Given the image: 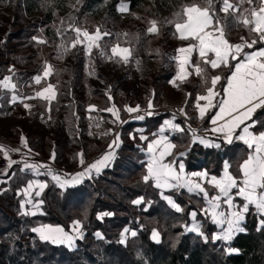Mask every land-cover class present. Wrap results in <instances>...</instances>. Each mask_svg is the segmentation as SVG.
<instances>
[{"label":"trees","instance_id":"16d2710c","mask_svg":"<svg viewBox=\"0 0 264 264\" xmlns=\"http://www.w3.org/2000/svg\"><path fill=\"white\" fill-rule=\"evenodd\" d=\"M104 1L0 0L1 3L7 2L13 11L4 34L6 42L0 45L2 75L9 74V68L13 66L21 79L19 81L17 78L18 82L30 81L39 73L31 64L40 58L49 59L54 55L50 45L60 44L64 40V45L70 46L75 40L74 29L86 27L94 9ZM149 1L126 0L130 12L141 9ZM159 1L169 6L178 0ZM119 3V0H113L105 8L100 20L102 24L108 26L122 17L117 9ZM195 3L198 4V0ZM220 7L217 3L215 10L222 23L227 15V39L239 40L241 34L237 33V29L243 27V24H238L231 14L219 11ZM258 7L259 5L255 6ZM72 9L73 12L69 13ZM35 15L38 17H33ZM150 17L148 13L138 16L139 21L146 26L150 24ZM176 20L177 17L172 14L163 19L158 18L156 34L145 35L130 31L127 37L117 38L112 35L105 41L112 40L130 47L132 59H139L143 69L150 58H158L160 67L165 56L157 44L164 33H168L173 40L176 39L175 24L169 23ZM39 39L43 42H38ZM103 47L109 48L108 45ZM78 49L76 47L71 54L72 77L59 88L56 101L51 104V115L67 112L75 119V114L85 109L80 102L81 96L101 111L109 109L113 104L117 105L121 110V119L125 121L118 127L122 144L110 169L80 185L64 191L44 178L48 185L41 196L43 214L37 216L22 212L19 195V191L34 177L23 171L20 163L14 164L6 176L8 182L2 184L5 190L0 193V264H264V227L260 224L264 217H258L255 209H249L244 232L229 243L215 241L212 237L216 227L201 214L204 206L202 198L184 191L167 193L180 206L181 210L177 211L162 199L152 182L144 181L146 168L141 151L154 138L153 133L163 121L173 114L164 111L147 116L140 122L127 120L125 105L135 106L140 99L118 96L116 92L108 90V87H84L77 92L75 66L80 61ZM3 59L6 61H2ZM164 77L167 78V75ZM159 79L156 77L154 81ZM156 91L158 94V89ZM110 93L113 102L109 99ZM37 106L44 112L47 103L38 101ZM12 109L6 100L0 107V114ZM213 113L214 110L207 115L205 123H208ZM187 114L192 121L193 113L187 110ZM254 119L257 121L255 132L263 131L264 107L255 114ZM178 122L185 123L180 118ZM22 126L31 148H39L45 142H54L56 149L60 148V142L47 136L44 131L28 127L26 123H22ZM138 128L144 129L143 134L148 137L145 142L141 140ZM172 141L176 146V153L188 150L185 158L188 171L206 169L210 174L218 176L227 161L231 173L239 178L240 166L250 155V149L240 143L222 144L219 148L212 149L191 146V136L186 129L174 136ZM77 142L81 146L86 140L82 136ZM139 199L143 200L142 204L134 203ZM191 211L198 212L203 236L186 232L190 225ZM100 215L103 217L100 218ZM75 222L81 223L83 237L77 241L74 249L45 242L34 232L36 227L42 225L61 226L70 232ZM126 228L136 231L137 235L128 238L124 244L121 236ZM153 230L160 232V243L152 241ZM97 233L102 237L98 238Z\"/></svg>","mask_w":264,"mask_h":264},{"label":"snow or ice","instance_id":"6c2138e0","mask_svg":"<svg viewBox=\"0 0 264 264\" xmlns=\"http://www.w3.org/2000/svg\"><path fill=\"white\" fill-rule=\"evenodd\" d=\"M217 0H204V6L198 5L196 3L185 4L181 7V11L174 13L177 17L176 21H169V23H174L177 32L180 33V39H189L198 41V45L190 44L187 48H180L178 51L180 53L190 54L194 48L198 47L199 54L202 58L206 57L208 52L215 54L214 59H203L204 64H210L211 68L216 69L218 67L224 66L229 68L230 75L226 77V87H223L222 92L224 98H221L218 102L213 103L215 97L220 96L219 92L214 91L216 84L221 80L220 75L212 76L210 78V87L206 89V95H200L197 97L196 107L199 111L200 118L203 119L205 112L210 108H218L219 111L213 115L211 118V123L217 125L218 121H224L219 124L218 127L211 129L213 132H221L224 135V139L227 143H232L233 133L236 128L244 123L245 120L251 119L253 112L257 108L264 106V48L256 50L251 53H244L243 59L239 60L234 66L229 67V57L232 60H237L240 56L242 50L247 48H252L258 42L264 43V0H260L259 8L243 9L241 10L239 5L233 4L230 0H218L221 7L219 11L225 14H231L232 18L238 23L243 24L249 31V34H255L254 38L249 42L246 38L241 37L242 43L231 44L225 38V28L227 27V15L224 22L222 23L221 18L217 15L215 10V3ZM241 3L245 0H240ZM248 4H253L254 0H246ZM121 11L126 10V6H121ZM231 10V13H230ZM239 12V15L236 13ZM244 13H247L245 15ZM186 17V19H185ZM215 21V23H214ZM151 27H149L148 32L155 33L158 32L156 21H151ZM211 29V30H210ZM77 33V39L73 43L75 47L76 43L80 42V35L87 38L90 43L88 45L89 51L92 46L99 47L96 43L102 38L100 29L97 28L96 34L89 35L87 31L81 32L79 28L75 29ZM214 33L218 35L214 36ZM103 35H109L105 32ZM127 35V34H125ZM43 42V41H41ZM67 51V49H65ZM113 56L120 55L121 60L124 63L129 61V57L132 55L128 48H119V45L112 47L111 49ZM112 59V57H108ZM179 59V58H177ZM189 63L188 57H184L180 60V73L178 78L183 81L190 74L185 70V65ZM234 68V70H233ZM51 66H47L45 71V76L50 73ZM194 71L196 75L205 76V69L199 64L194 66ZM40 77H36V82L39 83ZM208 80L205 77V83ZM175 86V81H173ZM5 88L14 87L11 84L10 78L5 77L4 81L0 82ZM51 93L50 96L44 97V93ZM38 96L44 97L49 101L55 98V93L53 91V86L49 85L43 90V92L37 93ZM109 99L111 97L109 96ZM205 100L207 103L203 106L200 105L199 101ZM25 107H28L25 105ZM151 107V104L149 105ZM95 106H90V111L93 110ZM125 110L129 113L138 112L139 106L135 108L126 107ZM106 111L112 112L119 120V110L115 109L113 105L112 108L106 109ZM149 115L151 113H148ZM136 119H143V116H137ZM257 121H252L251 124L246 125L242 129V134L238 135L236 139L242 140L250 149H253L252 153L248 156V159L243 162L240 166L242 172V179L238 182L227 171L229 165L225 163V172L221 179L212 177L209 181L216 188H218L220 195L208 199V193L200 186V184H192V181L186 180L185 185H191L189 191L194 189H199L200 192L204 193L205 198L209 206L212 209V220L217 225H227L226 228L221 229V234L215 235L212 238L224 241H230L236 232L243 231L240 227V221L244 219V213L249 211V206L255 207L257 213L264 215V132L254 134L249 131ZM165 124H171L170 121H165ZM191 130V129H190ZM163 131V129H161ZM193 131V138L195 140L199 139L200 143L205 144V146H215L220 147L219 144L212 145L208 140L203 137H196L195 130ZM23 139V138H22ZM117 140L113 141L116 144ZM143 139V137H142ZM166 139V138H162ZM162 141H157L156 144L159 145ZM26 143V142H25ZM118 146V145H117ZM111 147V145H110ZM175 145L165 144L162 151H160L159 158L153 156L148 164L147 175L143 177L144 181L147 182L149 179H154L157 187H167L174 186L169 183V181H176V186L180 185V182L184 180L183 176L178 174L171 164L163 163V158L165 155H169L170 149L174 148ZM4 150V146L0 145V151ZM12 151H18V149H13ZM148 151L154 152V146L149 145ZM4 155L7 158V151H4ZM184 155V153H181ZM82 156V154H81ZM54 158V154H53ZM114 158V153L109 151L104 154L95 163L88 166V168L81 173H76L71 180H65L61 183V187L66 184L79 183L80 180L89 175L92 170H95L97 174L101 171L103 167L109 165L110 161ZM12 161H9V166H11ZM83 163V159H81ZM25 167H32L30 165H25ZM183 164L179 165L180 173H183ZM193 175L206 176V173H194ZM53 179L60 182L59 176H53ZM40 189H43L45 185L38 184ZM33 187V183L28 184V188L25 190L29 191ZM238 189L236 195L243 198L245 201L243 205L238 209L231 211L230 213H225L224 211L217 212L216 209L220 208L221 196L225 198L224 202L227 203L230 208L236 209L237 206L233 203V196L231 195L232 189ZM40 193L37 192L36 195ZM140 201H134V203H139ZM169 203L173 207L180 211V208L174 204L173 201L169 199ZM195 217V213L192 214ZM79 222H76L78 225ZM261 226L264 227V219L261 220ZM199 225H194L193 228L188 229L189 231L199 232ZM34 231L40 232V238L42 240H51L53 243H63L65 240L71 241L72 237L68 236L61 228H52L46 226L40 229H34ZM99 236V233H97ZM201 236L204 234L201 232ZM158 233H153V238L156 239ZM207 239V237H205ZM123 242V241H121ZM231 251H236V249H231Z\"/></svg>","mask_w":264,"mask_h":264},{"label":"crops","instance_id":"0c3cea01","mask_svg":"<svg viewBox=\"0 0 264 264\" xmlns=\"http://www.w3.org/2000/svg\"><path fill=\"white\" fill-rule=\"evenodd\" d=\"M259 7H260V4H259ZM128 10H129V4H128V6H126L125 11H128ZM230 12H231V10H230ZM214 23H215V21H214ZM245 28L246 27H244V26L238 28L237 33L241 34V37H244L249 42H251V40L254 38L255 34L250 35L249 31L246 30ZM175 31H176V39L174 40L175 41L174 49L176 50L175 51L176 56L173 57L172 59H170V61H168V62H167L166 58H164L161 62L162 64L160 67L158 66V62H157V70L155 72L154 78L158 77L160 79L155 82L154 78H153V80H152V92H151L150 97L147 99L146 98H143V99L139 98L140 100H139V103L137 104L139 106V108L142 109V110H140V113L138 112L137 114H141L143 112V110H145L146 113L141 114V116H143V119H136V118L134 120L131 119L132 121H139L140 122V121H143L147 116H152L154 114H158V113L164 112V111H168V112H171L173 114L172 117L167 118L163 121V124L159 127V129L155 133H153L154 138L152 140H150L149 142H147L146 147L141 151L142 154L144 155L143 162L145 163L146 175H147L148 164L151 161V159L153 158V156H155L156 158H159L160 151L163 150L165 144L175 145L172 141L173 137L184 132L185 129L188 130V132L191 136V146L192 145H199L205 149L217 148L215 146H205V144L200 143L199 139L195 140V142H194L193 131H191V130H195V136L196 137H203L206 140H208L212 145L219 144L221 146L222 144L231 145L233 143H240V144L247 146L242 140L236 139V137L238 135L242 134V129L246 125L251 124L252 121H255V119H254L255 114L264 107V106H262L260 108H257L255 110V112H253L251 119L245 120L243 124H241L238 128H236L234 130L232 143H227L225 141L223 133L211 131L212 128L218 127L219 124H222L224 121H218L217 125H213L211 123V118L213 117V115H215L216 112L219 111L218 108L208 109L205 112L203 119H201L199 111L196 107L197 97L200 95H206L207 94L206 89H207V87L211 86L210 85V78L212 76L220 75L221 80L216 84L215 89H214V91L220 93V96L215 97L213 103H216L221 98H224L222 89H223V87H226V77L229 76L231 73L229 71V68H226L224 66L213 69V68H211L210 64H204L203 63V59H205V58L206 59H214L215 58V54L212 52H208L206 54L205 58H202L200 56L198 47L194 48L190 54L180 53L178 51L180 48H187L190 44L198 45L199 42L192 40L191 38L186 39V40L180 39L179 38L180 33L177 32L176 28H175ZM216 35H218V33H214V36H216ZM241 37L239 38V40H235V38L228 40L226 37V34H225V38L231 44L242 43ZM261 48H264V43H262V42H258L252 48L245 47L242 50V52H241V54L237 60H232L231 57H229V67L234 66L239 60H242L244 53H251V52H254V51L259 50ZM184 57H188L189 63L185 65V70L190 74L187 76L186 79L181 81L178 78V74L180 73V60L183 59ZM177 58H179V59H177ZM157 60H158V58H157ZM231 62H233L232 65H231ZM197 64H199L202 68L205 69V76H199V75L195 74L194 66ZM170 67L173 68V72H170V73L166 72L165 70L170 68ZM233 70H234V68H233ZM9 71H10L9 74H11L10 82L12 85H14V87L5 88L2 85H0V89H1L0 90V107L2 106V104L4 103L5 100H8L9 106L13 107L12 110L5 111V112L0 114V145L4 146V150L0 151V154H2L3 157L6 159V165L0 166V175L4 179H6V176L8 175L10 168L16 163H20L22 165L23 171L29 172L33 175L34 178L31 181H29V183L30 182L33 183V187L29 191L26 192L25 190L28 188V184H29L28 183L27 186H25L19 192V195L21 196V194H23L25 197H27V196H31L32 194L37 193V192L40 193L39 195H37L39 198L37 204L32 206L31 210H27V212H25L23 206L21 205V210L23 211L24 214L30 215V216H37V215L43 214V210H42L43 202L41 201V196H42V193L44 192V190L46 189V187L48 185L47 181L44 178L49 179L58 188H60L64 191L67 190L68 188H72L74 186L80 185L84 181L90 180L94 176L101 174L103 171L110 169L112 167L114 161H115L117 150L119 149V147L121 145L119 147H117V149H115L114 151H111L114 153V158L110 161L108 166L103 167L101 169L99 174H97L95 172V170H92V172L89 175L84 176L80 180L79 183L66 184L63 187H61V183L63 181L71 180V178L76 173L84 172L88 168L89 165L95 163L98 159H100L107 152L104 149H102V146L98 147L97 145H95V146H91V147L87 148L86 153H84L81 156V152L78 151V149H77L78 146L73 149V148H71L72 147L71 144L67 143V142L66 143H59V147H60L59 149H56L54 142H52V144L50 142H45L43 145L39 146V148H31V146L29 145L28 139H27L26 132L23 130L22 123H26L27 126L30 127L28 120L34 122V121H37L41 116L53 117V115H51V104L54 101H56L57 94H58L59 90L56 89L55 98L51 99L50 101L48 99H40V98H36L34 100H31L30 103L28 104L31 107H30V110L27 112L22 108V106L26 105V103H23V101H26V99L22 98L23 93L21 92V90L23 88L20 87L21 82H18L17 77H14V74H12V71H13V73H15L16 70H14V67L11 66L9 68ZM9 74H6V75H9ZM148 75H150V73L148 70L147 63H146V68L144 69V76H148ZM164 75H167V78L164 77ZM36 76L44 78V74H42L41 71H39V73L36 74L35 76H33V78L30 81L24 82L23 86L29 85V84H31V85L37 84ZM205 77L208 80L207 83H205ZM1 78H3V77H0V79ZM173 81H175V86L173 84ZM157 89H158V94L156 91ZM110 91H113V90H110ZM113 92H115V91H113ZM117 94H118V96L124 97V95H121L119 93H117ZM109 96H111V101L113 102V97H112L111 93L109 94ZM169 96H170V98L176 97L177 99L179 97V100L175 101V106L172 103L170 104V102L168 103V101L170 99V98H168ZM38 101H45L47 103V107H46L44 112H42L40 107L37 106ZM163 102L168 103V105H166L167 107H163V108L156 107V106H158L159 103H163ZM199 103L201 106H203L207 103V101L200 100ZM150 104H151V107H149ZM113 105L110 108H112ZM137 105H135V106L125 105L124 110L126 107L135 108ZM94 106L97 108L96 105H94ZM114 106L121 113V110L119 109V107L117 105H114ZM178 108H181V112L186 115L187 119L183 118L182 115L176 116L173 113V111H174L173 109H178ZM97 110H98V108H97ZM187 110L193 113V120H192L193 122L191 121L189 115L187 114ZM212 110H214L213 115L210 117L208 123H205V119H206L207 115ZM13 112H16L18 115H20V118L16 121V124H14V122H12L11 118L9 117L10 116L9 114L13 113ZM98 112H102L104 116H109V114L106 113V110H102V111L98 110ZM104 113H106V114H104ZM148 113H151V114L149 115ZM127 114H128V112H127ZM33 116H35V117L33 118ZM120 117H121V114H120ZM178 118L183 119L185 121V123H184L185 125L178 122ZM128 120H130V119H128ZM165 121H170L171 124H165ZM256 126H257V123L253 127H251L249 129V131L254 133V134L260 133V132H255ZM10 128L15 129L14 136L9 132ZM140 129H142V132H139ZM161 129H163V131H161ZM137 131L140 133L141 140L143 142H145L148 137H147V135L143 134L144 129L138 128ZM261 132H264V130ZM142 137H143V139H142ZM162 138H166V139H162ZM18 139H19L18 143H14ZM157 141H162V142L159 145H157L156 144ZM108 142H109L108 137L103 138V144L105 146L108 144ZM50 144H51V146H50ZM85 144H88V142L86 141ZM121 144H122V142H121ZM150 144H152L154 146V152H151V153L148 151ZM13 149H18V151H12ZM175 149H176V146L174 148L170 149L171 154L165 155V157L163 158V163L171 164L174 167L175 171L178 174L183 176L184 180H182L180 182V185L176 186V181L170 180L169 183L171 185H174V186L157 187L154 179H149L148 181L153 183L154 187L160 192V196L162 197V199L174 210H177V209L175 207H173L172 204L169 203V199L171 201H173L174 204L177 205L179 208H180V206L176 203L175 199L172 196L167 195V193H170L172 191H184L190 195H195L199 198H202L204 201V206L201 209V214L204 215L205 217H207L209 219V221L211 222V224H213L216 227V231L214 232L213 236L221 234V229L226 228L227 225L226 224L225 225H217L216 223L213 222L212 216H211L212 209L209 206L207 199L204 196V193L200 192L199 189H194L193 191H189V187L191 185H185V181L190 180V181H192V184H196V183L200 184V186L205 190V192L208 193V199H211L212 197L220 195V193H219L218 188H216L209 181L211 180L212 177H216L218 180L223 177L224 172H225V163H227L229 165V167L227 169L229 174H231L234 178H236L238 182L242 179L241 169H240V177L239 178L235 177L231 173L230 164L227 161L224 162L223 168H222V170L218 176L210 174L206 169L196 170V171H188L187 165L185 162V158L187 156L188 150L180 152V153H176ZM4 151H7V158L4 155ZM252 151H253V149H250V154L252 153ZM181 153H184V155H181ZM53 154H54V158H53ZM69 159L78 165L76 166L75 171H73L74 173H72V172L64 173V174L68 175L67 177H65L62 173H60L59 171H57L55 168L52 167V165L54 163H56V164L57 163H59V164L67 163ZM81 159H83V163H81ZM9 161L13 162V163H11V166H9ZM181 163L184 166L183 173H180V169H179V165ZM26 164L30 165L32 167L26 168L25 167ZM194 173H206L207 175L206 176H198V175H193ZM53 176H59L60 182L53 179ZM38 184H43V185H45V187L43 189H40L37 186ZM237 191H238V189L234 188V189H232V193H231V195L233 196V203L237 206L236 209L230 208V206L224 202L225 198L223 196H221L220 201H218L220 203V208L216 209V211L217 212L224 211L225 213H230L231 211L238 210L243 205V203L245 201L243 200L242 197L236 195ZM138 201H140V202L137 205H140L143 202L142 199H139ZM250 208L255 209V207L252 205L249 206V209ZM180 210H181V208H180ZM248 212L244 213V219L242 221H240V227L243 229V231L236 232L235 235L233 236V238L235 236H237L239 233L245 231L244 225L246 223ZM193 213H195V217H193V215H192ZM256 214L258 215V217H261V218L264 217V215L257 213V211H256ZM194 225L200 226L199 232L188 230V229L193 228ZM46 226H50L52 228H61L64 230V232L68 236L74 237V239H71V241L65 240V242H63L61 244H66V243H69V244L74 243L75 244L80 237V236L76 237V235H72L70 232H67L61 226L42 225V226H38L37 229H40V228H43ZM72 227H75V229L78 231V233L82 232L81 223H78V225H77L75 222L72 225ZM201 227H202L201 222L198 221V212L197 211H191V213H190V225L186 228V232L200 234L201 233ZM154 232L158 233V237L156 239L153 238ZM132 235L135 236L136 233L134 232ZM82 237H83V235H82ZM98 238H101V237L98 236ZM233 238L230 241H224V240H218V239H214V240L215 241H221L223 243H229L233 240ZM151 239L155 243H160L162 240V237H161L159 231L153 230L152 234H151ZM45 241H50L51 243H53L51 240H45ZM54 245H58V243H56V244L54 243ZM70 249H71V247H70Z\"/></svg>","mask_w":264,"mask_h":264},{"label":"rangeland","instance_id":"374dc122","mask_svg":"<svg viewBox=\"0 0 264 264\" xmlns=\"http://www.w3.org/2000/svg\"><path fill=\"white\" fill-rule=\"evenodd\" d=\"M113 0H105L104 3L101 5H98L89 20V23L84 28H79L81 32L87 31L89 35H95L97 28L100 29V33L102 38L96 41V43L99 44V47L92 46L91 50L89 51L88 45L92 43L87 38H85L83 35H80L79 39L80 42L75 44V47H73V43L77 39V33L74 29L75 33V40L71 43V50L70 51H63L62 49L65 47L64 40L61 41L60 44H57V47H53V45H50V50L54 53L49 59L47 58H40L36 62H33L31 64L34 69H37L38 71H41L42 74H44V78L40 79V82L35 85H25L23 86V81H21L20 87L23 88L21 92L23 93V99H26V101H23V103H26L28 107L22 106V108L25 111L30 110V103L31 100H34L36 98L45 99L44 97H48L51 95L49 92L44 93V97L38 96L37 93L43 92L45 88H47L49 85L53 86V91L56 94V89L59 90L62 83L70 79L72 77V66L73 64L70 63L71 60V54L72 52L77 48V54L79 55V58L81 63L79 65L75 66V72L76 77L78 80H82L85 87H93V88H105L108 87L109 90H113L121 95L129 96L134 99H143V98H149L152 92V80L154 78L155 72L157 70V58H150L147 61V66L150 75L144 76V69L140 62V60H133L132 55L129 57V61L127 63H124L120 55L113 56L112 54V47L119 45L112 40L105 41L106 38H109L112 35H115L118 37H127L128 33L130 31L134 32H141L145 35H152L155 33L148 32L149 27H151V23L146 26L145 24L141 23L139 21L138 16L142 13L149 14L150 22L156 21L157 28L159 26L158 24V18L163 19L164 16H169L174 13L180 12L181 7L185 4H192L195 3L197 0H178L176 3L171 4L169 6L163 5L159 0H150L147 2L141 9L130 12L128 11H121V6H128V3L126 0H119L120 3L117 6L119 14L122 16L118 19V21H115L111 23L108 26H105L101 23V17L104 13L105 8L112 2ZM231 3L239 5L240 9H251L257 5L260 4V0H254L253 4H248L245 0V2L241 3L240 0H230ZM219 3L218 0L215 3V5ZM220 4V3H219ZM76 5V3H75ZM198 5L204 6V0H198ZM73 9L69 11V13H72ZM13 11L10 5L7 2L1 3L0 2V45L6 42V38L4 36L8 23L10 21V18L12 17ZM247 15V13H244ZM33 17H38L37 15ZM32 17V18H33ZM64 18V16L62 17ZM31 19V18H30ZM61 21V20H60ZM59 21V23H60ZM109 33V35H103V33ZM127 34V35H125ZM61 37V36H60ZM42 40L39 39L38 42H41ZM103 45H108L109 48H104ZM157 46H160L161 50L164 53V56L168 61L175 57V41L168 35V33H164L163 37L159 40ZM119 48H128L130 51V47L128 46H122L119 45ZM30 52L33 53V50ZM76 54V53H75ZM108 57H112V59H108ZM2 61H6V59H3ZM51 66L50 73L45 76V71L47 66ZM14 74V77H19L17 74V71ZM9 75H2V72L0 71V77H3L0 79V82L4 81L5 77H10ZM38 77V76H36ZM20 81L21 79L18 78ZM1 90V89H0ZM112 91V92H113ZM111 97V96H110ZM170 98V96L168 97ZM173 98V99H172ZM174 100V101H173ZM179 100L176 97H171L168 101L170 104L172 103L175 106V101ZM6 102V100L4 101ZM80 102L84 106V110L81 112H78L75 114V119L72 116H69L67 112H60L56 116L49 117V116H41L37 121H30L28 120V123L30 124V127H35L37 130L44 131L47 135L49 134L52 136L54 140H61L60 143H70L71 148H76L78 151L81 152L83 155L86 153L87 148L91 146L97 145L98 147L102 146V149H104L106 152L108 151H114L121 145L120 135L118 132V127L121 125L124 120L120 117V111H119V120H117L116 116L112 114V112L106 111V113L109 114V116H104L102 112H98L97 108L95 107L93 110H89L90 105L89 100L86 98L83 100V102L80 99ZM168 103H159V108L167 107ZM115 109H117L115 107ZM142 110L141 108H139ZM140 110L138 111L140 113ZM173 113L176 116L182 115L183 118L187 119L186 115L181 112V108L173 109ZM138 112H128V119H135L137 116H141V114L146 113L145 110L141 114H137ZM83 113V114H82ZM104 113V114H106ZM12 122L16 124V121L20 118V115H18L16 112L9 114ZM22 119V118H21ZM34 129V128H33ZM9 132L14 136L15 129L10 128ZM139 132H142V129L139 130ZM76 136L74 139L73 136ZM84 136V139L88 142V144L79 145L77 141L80 140ZM117 136L119 137L116 144H113L114 140H117ZM109 138L108 144L105 146L103 144V138ZM51 138V137H50ZM51 139V140H52ZM19 139L15 141L14 143H18ZM98 141V142H97ZM111 145V147H110ZM118 145V146H117ZM82 147V148H81ZM81 148V149H80ZM0 157H3L2 154H0ZM5 162L6 159L4 158ZM1 161V160H0ZM3 162V161H2ZM0 162V166H5ZM78 164H75L72 162V160H68L67 163H54L52 165L53 168H55L57 171L62 173L65 177L68 175L64 174L66 172H72L75 171V168ZM8 182V179H4L0 175V193H2L5 188L2 187V184H6ZM20 192V191H19ZM27 196V195H26ZM39 198L36 195V193L32 194L31 196L25 197L23 194H21V205L24 208V211L27 212V210H31L32 206L37 204ZM138 204V203H136ZM23 212V211H22ZM103 215H100V218H102ZM37 229V227L35 228ZM158 231V230H157ZM40 238V232L34 231ZM136 233V231L130 230L129 228H126L121 236L122 243H126L128 238L134 237L132 234ZM70 233L72 235L80 236L79 239L82 238L83 233L79 232L75 229V227L71 226ZM160 233V232H159ZM135 235V236H136ZM161 235V234H160ZM100 237H102L99 234ZM41 239V238H40ZM74 239V237H72ZM78 239V240H79ZM42 240V239H41ZM45 241V240H43ZM49 242L50 241H45ZM77 243V242H76ZM76 243H66L61 244L58 243V245H65L68 248L71 247V249H74L76 247ZM54 245V243H51ZM56 244V243H55Z\"/></svg>","mask_w":264,"mask_h":264},{"label":"built area","instance_id":"2783aa9c","mask_svg":"<svg viewBox=\"0 0 264 264\" xmlns=\"http://www.w3.org/2000/svg\"><path fill=\"white\" fill-rule=\"evenodd\" d=\"M53 47H57V45H53ZM65 49H67V51H70L71 50V46H65L64 47V51H65ZM81 61L82 60H80L79 61V63H81ZM79 63L77 64V65H79ZM68 64H73V62H72V60H70V63H68ZM166 72H173V68L172 67H170V68H168V69H166L165 70ZM76 84H77V92H80L81 90H83L84 89V84H83V81L82 80H78V78L76 77ZM105 88H107L106 86H105ZM80 99H81V101L83 102V100H85L86 98L84 97V96H81L80 97ZM83 114V113H82ZM34 129H36L35 127H33ZM47 136H49V137H51V138H53L52 136H50L49 134L47 135ZM59 141H61V140H59ZM0 162H2L3 164H5L6 162H5V160H4V157H0Z\"/></svg>","mask_w":264,"mask_h":264}]
</instances>
